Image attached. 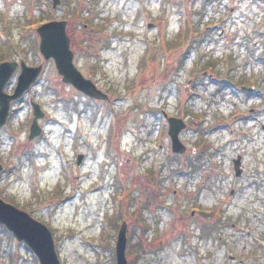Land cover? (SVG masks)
I'll use <instances>...</instances> for the list:
<instances>
[{"label":"rangeland","instance_id":"obj_1","mask_svg":"<svg viewBox=\"0 0 264 264\" xmlns=\"http://www.w3.org/2000/svg\"><path fill=\"white\" fill-rule=\"evenodd\" d=\"M55 18L110 104L87 100L44 60L36 30ZM7 59L43 70L0 130V197L49 227L61 264H116L123 221L133 223L128 264H233L228 251L264 264V1L0 0ZM31 100L45 114L30 141ZM161 109L190 114L187 156L172 152ZM153 193L163 208L150 207ZM3 231L0 264H40Z\"/></svg>","mask_w":264,"mask_h":264},{"label":"water","instance_id":"obj_2","mask_svg":"<svg viewBox=\"0 0 264 264\" xmlns=\"http://www.w3.org/2000/svg\"><path fill=\"white\" fill-rule=\"evenodd\" d=\"M60 3L54 0V7ZM41 37L40 51L46 60L53 58L58 72L63 76L64 82L72 83L77 89L96 98H107V95L99 90L95 84L86 79L75 66L74 53L70 48V39L66 33V21L49 22L38 28ZM16 62H3L0 64V127L5 124L10 102L20 97L37 79L42 66L30 67L22 62V71L18 79V84L12 95L4 92V87L17 68ZM34 119L30 129L29 138L40 135L41 127L38 119L44 116L38 104L33 103ZM169 122V135L172 140V150L175 153H184L186 146L179 138L180 132L186 128V123L181 118L167 117ZM83 155H79L80 164ZM236 175L242 173L241 157L234 160ZM0 170L2 166L0 164ZM0 223L5 224L9 230L13 231L19 240H24L34 250L40 259L41 264H60V260L55 250L54 239L51 231L39 221L33 219L27 212L5 202L0 198ZM127 226L124 223L118 234L116 244L117 264H128L126 257V236Z\"/></svg>","mask_w":264,"mask_h":264},{"label":"flooded vegetation","instance_id":"obj_3","mask_svg":"<svg viewBox=\"0 0 264 264\" xmlns=\"http://www.w3.org/2000/svg\"><path fill=\"white\" fill-rule=\"evenodd\" d=\"M55 19H57V18H55ZM53 20V19H52ZM57 20H59V19H57ZM188 44V50H189V53H187L186 52V54L184 55V58H185V63H186V61L187 60H189V57H190V52H191V49H192V47H193V43L192 44H190V41L188 40V42H187ZM183 58V59H184ZM180 59H181V56H180ZM3 61H18V60H14V59H7V60H3ZM2 60L0 61V63L1 62H3ZM19 62V61H18ZM184 62H183V64L182 65H184ZM19 71H20V67L18 66L17 68H16V71L12 74V76H11V78L8 80V82L6 83V86H9V85H11V83H12V85L10 86V88H9V90H8V92L5 90V92H7L8 94H11L12 92H13V90H14V88H15V85H16V82H17V79H18V75H19ZM210 78H213V75H210ZM95 82V81H94ZM96 83V82H95ZM97 84V83H96ZM6 86H5V88H6ZM97 86L100 88V89H102L98 84H97ZM105 93H106V91L104 90V89H102ZM250 92H254V87H252V89L250 90ZM84 98H86L87 100H89V101H95V102H103V103H106V104H110V102H111V97L109 96L107 99H96V98H93V97H90V96H88V95H86V94H84V93H82V92H79ZM108 94V93H107ZM20 99V98H19ZM19 99H17V100H14V101H12L11 102V104H10V110H9V115H8V118H7V122H6V124L3 126V127H5L6 125H7V123L9 122V119H10V117H11V115H13V105H14V103H16ZM157 115H158V118H161L163 121L164 120H166L165 119V110L164 109H161L159 112H157ZM173 116H175V115H173ZM176 117H180V118H183L186 122H187V124H188V127H189V118H190V114H180L179 116H176ZM260 117H258V119H259ZM3 127H1L0 128V130H2L3 129ZM188 127H187V129H188ZM187 129H185V130H183L181 133H180V138H181V135H182V133L183 132H185ZM263 129H264V125H263ZM232 133H234V131L232 130L231 131ZM182 140V139H181ZM185 143V142H184ZM186 144V143H185ZM186 146H187V151L185 152V153H183V154H175L176 156H178V157H183V156H187V154H188V152H189V150H190V148L188 147V145L186 144ZM191 153L193 154V155H195L196 154V148H192L191 149ZM241 156V160H242V168H243V172H242V175L244 174V171H245V167H244V165H243V155L242 154H238L237 156ZM235 159V158H234ZM234 159H233V161H234ZM233 167H234V163H233ZM258 170H261L260 168L258 169ZM264 172V171H263ZM242 175L241 176H239V177H237L236 176V178H240V177H242ZM263 180H264V177H263ZM165 195H161V194H155V193H153V194H151V195H148L147 197H146V200H147V202L150 204V207H153V210H155V209H158V208H163L164 207V204L161 202L162 200L160 199L161 197H164ZM154 200H156L155 202L156 203H154ZM157 207V208H156ZM196 211H192V213H191V216L192 217H195L196 216ZM258 216V215H257ZM191 217V218H192ZM123 222H126V224H127V243H128V233L130 232V229H131V227L133 226V223H131V222H127V221H123ZM140 223V222H139ZM140 226H143V225H140ZM0 227L2 228V230H4L7 234H9V235H11L12 236V239H14L16 242L15 243H19V245H24L27 249L29 248L28 247V245L24 242V241H20V240H18L17 238H16V236L12 233V232H10L9 230H8V228L4 225V224H0ZM233 227H235V225H233ZM177 229V228H176ZM3 231V232H4ZM176 230H174V232H175ZM188 231H189V226L188 225H186L185 226V230H184V232H186L187 234H188ZM248 233H250V231L248 232ZM203 234L204 235H202V237L200 238L201 240L202 239H207L206 237L207 236H209L208 234H207V232L206 233H204V231H203ZM195 253L197 254V257H198V260H201L202 259V252H200V250L199 249H195ZM228 253V258H229V260L231 261V262H233V264H244L245 263V259L244 258H241V259H238L237 258V256L235 255V254H232L230 251H228L227 252Z\"/></svg>","mask_w":264,"mask_h":264}]
</instances>
